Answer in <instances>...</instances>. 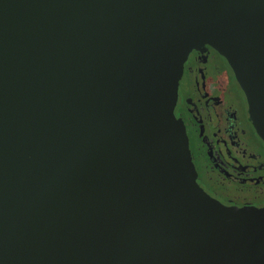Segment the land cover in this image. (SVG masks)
Returning <instances> with one entry per match:
<instances>
[{
    "label": "water",
    "instance_id": "95a60500",
    "mask_svg": "<svg viewBox=\"0 0 264 264\" xmlns=\"http://www.w3.org/2000/svg\"><path fill=\"white\" fill-rule=\"evenodd\" d=\"M203 45L264 139V0H0V264H264L173 114Z\"/></svg>",
    "mask_w": 264,
    "mask_h": 264
},
{
    "label": "flooded vegetation",
    "instance_id": "af4514ba",
    "mask_svg": "<svg viewBox=\"0 0 264 264\" xmlns=\"http://www.w3.org/2000/svg\"><path fill=\"white\" fill-rule=\"evenodd\" d=\"M173 114L198 186L222 206L264 209V139L233 71L210 46L188 54Z\"/></svg>",
    "mask_w": 264,
    "mask_h": 264
}]
</instances>
